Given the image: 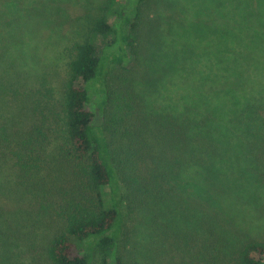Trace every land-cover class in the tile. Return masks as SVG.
<instances>
[{
    "label": "trees",
    "instance_id": "16d2710c",
    "mask_svg": "<svg viewBox=\"0 0 264 264\" xmlns=\"http://www.w3.org/2000/svg\"><path fill=\"white\" fill-rule=\"evenodd\" d=\"M93 1L89 32L73 45L58 94L49 93L43 104L35 105L45 127L41 137H20L0 127V144L17 160V184L38 207L46 202L40 210L12 199L0 204V264H41L42 254L51 264H264V241L240 226L213 185L184 173L165 155L143 169L140 164L152 154L144 148H134L126 160L120 157L117 126L125 125L124 134L135 136L129 118L140 105L112 96L107 80L113 65L126 64L135 53L145 0ZM161 1L178 11L181 23L192 21L195 30H204L192 37L217 33L236 48L246 46L250 60L255 53L264 58V0ZM19 5L17 0L0 1V18L8 8L14 16ZM9 23L0 19V28L7 30ZM4 40L0 33V44ZM228 47L220 53L226 54ZM208 60L218 68L209 65L206 78L193 76L189 103L198 92H209L217 75L221 82L234 74L246 81L250 62L229 70L211 55ZM242 96L246 101L237 123L240 131L233 135L220 134L216 122L177 102L175 112L156 119L173 151L192 160L197 150L205 153L195 159L199 177L204 169L215 178L233 165L244 167V150L227 156L226 147H248L249 137L264 126V116L261 103L246 92ZM163 102L166 108L175 99ZM93 103L108 117L105 124H95L96 114L88 109ZM51 137L57 138L54 166L46 165L43 154ZM217 160L224 170L215 167L220 166ZM70 173L73 184L66 188Z\"/></svg>",
    "mask_w": 264,
    "mask_h": 264
},
{
    "label": "rangeland",
    "instance_id": "374dc122",
    "mask_svg": "<svg viewBox=\"0 0 264 264\" xmlns=\"http://www.w3.org/2000/svg\"><path fill=\"white\" fill-rule=\"evenodd\" d=\"M17 1L20 5L19 10L13 13L14 16L7 12L9 10L7 7L6 14L0 18L6 23L10 22L7 30L0 28V33L5 37L4 42L0 44V127L9 132L13 130L20 137L28 133L41 137V130L45 127L36 106L49 93L58 94L66 76L73 45L82 41L89 32L94 15L88 9L96 7V2ZM170 8L161 0H145L142 5L143 14L137 27L135 53L131 54V59L126 64H115L110 69L107 82L112 96L117 99L125 97L132 105L135 106L134 102L140 105L129 118L130 122L134 123V128L130 130L137 131L134 133L135 136L124 134L125 125L117 126L119 135L118 142H115L118 153L126 160L135 152L134 148H144L143 150L152 152L140 164L143 169L150 167L157 156L165 155L176 160L184 173L195 176L200 179L199 182L206 180L208 185H213L240 226L253 239L264 241V126L256 130L253 137H249L248 147L238 148L234 144L226 147L230 149L226 152L227 156L234 155L240 149L244 150L242 157L244 167L233 165L224 170V166L222 168L217 160L220 166L215 167L217 169L221 167L225 173L213 178L206 169L201 171L200 177L194 172L196 157L205 153H199L197 150L196 157L193 156L192 160L188 154L173 151L166 142L168 136L159 129L157 125L159 123L156 121L162 113L175 112L173 106L177 107L175 105L177 102L180 107L191 106L193 110L216 122V129L220 134L229 136L238 133L240 130L237 123L243 114L246 101L242 96L243 92L251 95L249 97H253L256 104L258 102L262 104L264 116V58L255 53L250 60L249 49L246 46L236 48L234 43L217 33L204 38L192 37L200 31L195 30L192 21L181 23L178 11ZM27 12L29 16H24ZM92 12L96 13L97 10ZM17 15L21 17L17 18ZM100 41L101 38H97V42ZM226 45L229 46L228 52L223 55L220 50ZM210 55L229 70L250 62L246 81L241 83L234 74L228 78V82H221L217 75L209 92H198L189 103V100L187 101L189 85L191 87L196 82L193 76L200 75L206 78L209 75L208 66L217 65L208 62ZM239 56H243L241 62L236 61V57ZM173 60L177 64H174ZM216 68L218 67L215 66L214 69ZM186 70L191 72L187 74ZM245 72L242 71L238 76ZM131 90L137 101H133ZM163 99L166 101L175 99V102L165 108L162 105ZM110 104L107 106V112ZM88 109L96 114L95 124H105L108 120L96 103L88 105ZM14 139L16 138L13 137ZM56 140L57 138L51 137L43 149L46 165L54 166L56 162ZM61 142L63 143L62 139ZM16 163L17 160L9 147L0 144V204L12 199L24 207L28 205L30 208L40 210L46 202L38 207V202L17 184ZM72 178L73 175L70 173L67 180H63L67 184L66 188L73 184ZM217 184L219 185L216 186ZM62 193L66 195L65 192ZM48 209L55 212L52 208ZM38 260L41 264H51L45 254Z\"/></svg>",
    "mask_w": 264,
    "mask_h": 264
}]
</instances>
